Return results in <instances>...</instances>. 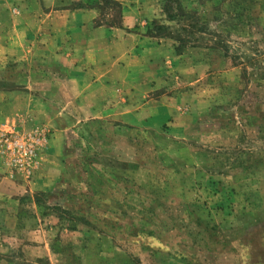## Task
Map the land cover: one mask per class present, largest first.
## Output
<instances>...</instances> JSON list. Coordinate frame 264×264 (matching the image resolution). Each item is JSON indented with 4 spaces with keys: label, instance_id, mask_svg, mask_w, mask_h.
Wrapping results in <instances>:
<instances>
[{
    "label": "rangeland",
    "instance_id": "obj_1",
    "mask_svg": "<svg viewBox=\"0 0 264 264\" xmlns=\"http://www.w3.org/2000/svg\"><path fill=\"white\" fill-rule=\"evenodd\" d=\"M126 2L0 0L9 19L3 32L21 40L23 11L92 9L90 26L122 28ZM159 3L163 16L145 23L147 33L173 40L179 54L210 48L179 59L177 82L170 83L197 96L182 108L181 131L61 115L67 129L57 132V184L23 196L19 234L0 237V264H264V0ZM165 9L186 16L172 20ZM49 31L21 40L30 52L0 70L12 81L0 79V88L25 90L23 82L38 77L49 91L53 75L62 77L60 69L51 73L43 49ZM27 121L19 114L1 124L0 163L31 180L55 131ZM15 140L30 151L23 160L14 157Z\"/></svg>",
    "mask_w": 264,
    "mask_h": 264
},
{
    "label": "crops",
    "instance_id": "obj_2",
    "mask_svg": "<svg viewBox=\"0 0 264 264\" xmlns=\"http://www.w3.org/2000/svg\"><path fill=\"white\" fill-rule=\"evenodd\" d=\"M19 14L18 18L25 17L22 21L18 19L17 26L23 43L25 38L41 33L42 29L50 30L43 49L50 56L51 73L53 69H60L63 74L62 77L52 74L49 91L41 87L38 77L23 82L25 90L0 88V126L23 114L30 117L27 126L44 124L55 131L41 168L31 180L10 173L0 163V237L3 240L10 239L8 235L14 238L13 235L19 234L20 220L25 216L23 196L48 192L57 184L62 166L57 132L67 129L59 122L61 115L109 117L124 125L147 129L168 125L171 131L180 132L186 115L182 108L187 102L194 104L197 96L193 92L181 94L176 86L171 87L170 83L175 79L177 82L179 76L178 61L189 52L206 54L210 50L195 46L179 54L173 40L147 33L145 23L163 16L159 0H127L124 27L115 29L90 26L97 15L92 9L65 10L56 16L51 12ZM0 16L3 17L0 18V70H4L9 61L24 59L30 49L20 39L11 40L4 35V21L7 23L9 19L5 13ZM46 17L50 18L48 23H45ZM30 19L36 28L27 26L26 21ZM59 22H64L65 27L59 26ZM10 78L0 77L12 82ZM7 227L17 228V232H9Z\"/></svg>",
    "mask_w": 264,
    "mask_h": 264
},
{
    "label": "built area",
    "instance_id": "obj_3",
    "mask_svg": "<svg viewBox=\"0 0 264 264\" xmlns=\"http://www.w3.org/2000/svg\"><path fill=\"white\" fill-rule=\"evenodd\" d=\"M10 146L14 152V157L23 160V158L25 159L30 155V151H27L26 148L21 149V143H19L17 140H15V143L11 142Z\"/></svg>",
    "mask_w": 264,
    "mask_h": 264
},
{
    "label": "trees",
    "instance_id": "obj_4",
    "mask_svg": "<svg viewBox=\"0 0 264 264\" xmlns=\"http://www.w3.org/2000/svg\"><path fill=\"white\" fill-rule=\"evenodd\" d=\"M165 11L167 12L169 18H171L172 20H174L177 16H186V13L185 12H182L180 14H174V13H171L169 12L168 10L165 9ZM180 11H184V10H180ZM158 28H161V26H158ZM183 30H185V28H183Z\"/></svg>",
    "mask_w": 264,
    "mask_h": 264
}]
</instances>
